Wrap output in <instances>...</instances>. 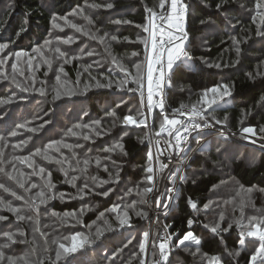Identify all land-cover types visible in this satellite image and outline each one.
<instances>
[{
  "label": "rangeland",
  "instance_id": "374dc122",
  "mask_svg": "<svg viewBox=\"0 0 264 264\" xmlns=\"http://www.w3.org/2000/svg\"><path fill=\"white\" fill-rule=\"evenodd\" d=\"M12 1L13 0L0 1V14L8 10H10L11 13L13 12L11 11L14 9V3ZM118 1L119 0H86L82 6L74 9L77 10L83 8V15L73 14L74 10L66 15H59L54 8L55 0H42L43 6L49 11V13H51L52 17H57L55 24L59 25V27H55L53 19L51 18V30L48 32V36L42 43V46L40 45L30 51H25L13 49L11 46L13 42L9 40L0 42L8 45V48H6L3 53H0V58L8 53L19 51L28 53V56H22L18 61L12 56L8 59L6 65H0V73H6L9 77L4 78L3 76H0V86L8 87L11 84L16 86L11 79L12 76H15L16 81L20 83L22 87H28L30 89L33 85V81H30L32 76L38 78L39 81H41L40 78L45 76L55 88L60 90L63 89V98L66 99L69 95H64L65 91H71L76 94V96L80 97L92 88H99L96 86L97 82H99L100 85H107L111 82V87H101L114 90L117 96L114 101L109 102L108 104L102 103V107L106 111L105 114L100 117L95 116L94 114L92 115L86 102H80V100L78 102L77 111L73 113L64 108L59 110V119H62L65 115L67 116L66 119L58 123L59 129L56 130V135L51 139L45 140L40 146H37L34 149V152L36 149L43 150L50 141H62L63 144L74 146L73 148H64L62 145H56L52 149H48L49 155L61 158V154H63V157H66L72 164V167H69L67 164L63 165L62 170L60 164L55 163V161H49L50 163H48L46 167H43L46 172L51 173L50 180L51 183L55 185V188L49 190L46 186L45 180L33 175L31 171L27 175L26 170L22 168L24 164L22 163L21 165L20 162H16L17 172L25 173V176L28 179L34 180L36 182L35 184L40 187L36 189V192L42 188L40 186L42 185L44 186L46 197L49 194H52L54 198L59 196V199L63 202L70 199H78V208L76 210L63 212L50 207L52 205L50 202L54 198L47 199L46 204L39 205V223L35 222V215L28 211H25L23 214L26 216L34 215L33 221H17L15 215L12 213V216L10 217V220L13 221L12 225H7L3 221H0V233L5 231L17 233L15 243L8 242L6 238L0 236V244H8V247L3 249L5 256L12 257L16 261V264H25V261H27V264H38L39 260H43L44 263L49 256L55 258V245L52 243L53 240L62 238L63 236L72 235L77 231L89 234V232H95L96 226L104 227L103 221L98 220L100 212H105L104 219L112 225L114 230L106 231L105 235L94 244L85 247L89 257L82 259V257L77 256L70 264H112L113 261H115V264H128L129 261H132L137 257V252L135 250L140 245L136 243V241L141 240V243H143V233L146 231L148 232L146 223L147 219L140 226H136L138 225V219H140L141 222L145 219L143 216L138 217L136 211L142 209L148 213V211H146V205H138L135 210L129 209L131 224L126 225L123 228L118 227L116 214L110 212V208L113 204H120L121 209H123L133 201H139L140 197L137 194V189L142 190L144 187L150 186L146 180V176L148 175L146 169L149 166L154 168L153 162H150L149 165L145 167H141L142 169H137L135 166H132L131 168L134 171L141 170L137 173L140 174L138 178L135 177L137 174L131 175L132 171L130 172L124 168V164L126 163L124 156L125 151L124 149L121 151L116 145H123L122 139L125 136V132L128 134L129 128L136 126H123L120 124L119 120H114L113 117L108 115V113L115 111L116 116L122 119L118 114L117 107L119 104H134V102L127 99V97L125 98V96L134 92L129 91V89H137L138 86L133 78L137 76L136 66L140 65V72L142 68V58L139 53H128L124 57H117L114 53L113 47L115 42L132 41L129 36L121 37L122 28L131 23H114V21L117 20L131 21L127 15L129 12H132V10L126 7H117ZM108 3H111L113 7H89V5H105ZM233 4L236 5V15L244 19L243 24L237 27L239 20H235V17L230 15L231 10L234 9L229 10L227 8V10L223 11L221 14L224 21L223 23H217L213 20H207L205 22L203 33L199 37V42L196 43V47L202 50H207L212 44L216 43L224 45L222 54L218 58L201 57L200 62L206 67H214L216 70H219L221 73V85H225L223 82L225 80L230 92L232 91V88L228 81V77L226 76V70L232 65L238 66L243 61L244 55L255 61L254 66L259 75H263L264 73V44L262 45L261 43H264V27L260 22L259 17L253 20V17L256 15L254 10V0H235ZM62 17H67V20L61 19ZM85 17H88L91 20V23H89V20ZM72 24L88 31L89 36H84L82 32H78L76 28L71 26ZM258 32L261 34L258 35ZM105 34H107V36H105ZM92 36L97 38L92 39ZM112 36H116L118 39L113 41L110 39ZM69 37L72 38L73 42L69 44L63 43V41ZM100 37H104L103 42L99 39ZM232 37H235L240 41L239 45L234 43L231 39ZM142 39L143 37L139 32L137 37H135V40L140 41ZM215 40H217V42ZM46 41L50 43L46 45ZM188 46L189 43L187 40L184 43V49L185 47L188 48ZM237 47L240 48L239 54L236 52ZM57 48L60 49V52L66 54L65 57H61L59 53L55 51ZM35 49H39L40 51H34ZM89 51L94 53V55L88 56L84 54ZM260 52L263 54L260 55ZM133 53H136V55H133ZM29 57H34L31 67H29L27 63ZM73 57H75V59H72ZM113 57L117 59L126 71H121L120 68L112 63ZM45 59L51 61V69H49L46 63H43ZM67 60H71V62H66ZM13 63L17 64L18 71L15 73H13L11 68ZM217 64H219L220 67H216ZM61 66L64 69L63 73L59 72ZM85 69H87V71H85ZM33 70L36 72L34 75L30 76ZM20 72H23L24 75L21 76ZM128 73L131 75L129 76ZM57 75H60V81L56 80ZM5 82L11 84L4 85ZM117 82H122L123 87L118 86ZM85 86H87V91H85ZM17 89L22 90V88L18 87ZM124 91L127 92V95L123 94ZM223 91L224 89L221 87L220 93ZM196 96L197 93H195V97ZM229 96H225L223 100L218 101L220 107H224L228 104L227 99ZM144 97H141L143 101ZM199 99L200 97L191 101H186L185 104L192 105ZM213 107L216 109L220 108L216 106ZM262 107L263 104L261 105V108ZM137 111L138 110H134L132 115H135ZM144 111L146 112L145 107ZM153 111L154 109L152 112ZM254 112L255 111L249 110L243 111V113L241 112L242 116L239 118L238 124L241 125V128L248 126L256 128L257 136L253 137V139H256L257 143L253 144L251 140L243 139L240 135L241 128L238 130L239 132H236L239 134V137H227V139L222 135L215 137L207 142V151L198 150L197 152L198 154H201L210 165L205 163L201 170L192 168L188 173L186 172V175L184 173V181L190 179L194 180L195 178H198L199 175L212 172V170L221 173L222 175V181L208 195L207 203L210 201L212 202L210 208L204 210L203 207H197L198 210H196V212L201 215V218L204 221V226H208L206 228H208L209 231L210 227L219 221L221 213L225 218L224 221L221 222V226L227 227L229 222L237 218L236 209H239L241 205L247 206L250 202H253L257 193L260 194L259 198L262 199L261 202L263 205L261 210H264V188H252V191L249 192L248 189L250 188L241 186L240 182L233 176L232 168H230L234 159H246L251 165H253L258 161L261 151L264 150L260 146L261 144H264V140L259 138L258 133V129L261 126H264V123L258 118L256 119V125L251 123V120L249 119ZM261 112L264 116V108H262ZM1 113H3L2 109L0 110V114ZM212 115L221 120L227 115V123L230 124L229 121L231 119L229 113L215 110L212 112ZM97 120L100 121L99 125L94 124ZM115 128L121 130V132L117 133L115 131L114 135H109L112 134L111 132ZM69 129H72V131L77 134L71 135L68 132ZM147 130L149 134V128H147ZM97 133H99V135H97ZM152 136L156 140L157 137L154 134L151 135V137ZM84 137H88V139H85ZM242 142L248 145H245ZM218 144H223L220 153H217L215 150ZM76 145H80L81 147H75ZM83 146L85 147L82 152L81 149ZM56 147L60 148L59 153L56 152ZM0 148H3L5 161H11L16 149L11 146L6 147L3 145V142L0 143ZM107 148H113L114 151L110 153L105 152L104 150ZM73 153H75V156ZM78 156H82L83 159ZM96 158H100L101 165H107V171H105L103 166L98 167L96 165ZM76 159L81 161L88 159L90 161L86 173L73 170L77 169V165L75 164ZM7 167H11V164H7ZM79 167H83V165L81 164ZM26 168L28 167L26 166ZM65 171L68 173L67 176L64 174ZM73 175L80 177V179L75 182V185L69 183L73 189H69L66 192L55 190L57 182H60L63 178L68 182ZM117 175L119 177L118 181L116 180ZM92 176H95L97 179L95 181L91 180L90 177ZM3 177V175L0 177V183L5 184ZM101 181H108V183H101ZM85 182L88 183V188L85 189L87 194L83 195L81 198L79 189L83 187ZM5 186L17 191L18 194H25L22 189H19L16 186L15 181L9 180V184H5ZM104 192H108V195L104 196L102 194ZM60 193L65 194L63 198H61ZM5 194H8V196L11 197L8 202L13 206L23 207L22 201L12 197L10 193ZM100 198H102V200ZM104 200H107L108 203H105ZM111 202H113V204ZM247 208H249L251 213L256 212V209L253 206H248ZM81 209H84L82 213L80 211ZM53 212L60 214V216H63L64 213L74 212L76 213V216L68 217L67 219L69 220V223H61L57 216L51 215ZM90 214H95L96 217L89 223H86L85 218ZM0 215L7 217L2 211H0ZM93 222L96 223L94 224ZM89 226H91V228H89ZM20 232H23V235H20ZM193 233L199 238L195 232ZM245 238L246 247H244L247 249L246 255H251L253 249V245L249 242L251 238ZM153 239L154 237L151 240L149 237V242H151L150 247ZM128 241H131V243H128ZM125 245L127 246L125 247ZM197 247L199 246L196 245L194 241H186L185 245L179 246L174 264H206V260L201 255L205 253L200 247V253H197L196 255L192 254ZM124 248H127L126 257L119 253L121 252V249L123 250ZM46 249L48 250L47 252L45 251ZM147 249L148 244L146 250ZM236 251L240 250L225 249L220 252L218 256L221 258L222 264H226V258H229L228 261L231 264H239L237 261L242 256V251H240V254L237 257L227 255V253H233ZM114 253L115 255H113ZM206 256L210 258L208 255ZM70 257L71 254L63 257L61 260L64 262ZM187 257H189L191 261H189ZM232 258L235 260H232ZM125 259L127 261H125ZM249 261L248 263H245V260H243L241 264H249ZM65 262H67L66 264H69V260ZM4 264H6V262H4Z\"/></svg>",
  "mask_w": 264,
  "mask_h": 264
},
{
  "label": "trees",
  "instance_id": "16d2710c",
  "mask_svg": "<svg viewBox=\"0 0 264 264\" xmlns=\"http://www.w3.org/2000/svg\"><path fill=\"white\" fill-rule=\"evenodd\" d=\"M158 1L159 0H119L117 5V7H126L132 10V12H129L127 15L128 18L131 19L132 23L124 26L121 34V37H131L132 41L115 42L113 47L114 53L117 57H124L126 54L132 52L139 53L142 58L141 74L143 75L145 68V48L143 43L135 40V37H137L139 32L143 38L146 37V33L143 31V27H141L147 24L148 13L145 9L146 6L155 7ZM186 1L188 3L186 18V27L189 35V46L187 48L188 59L173 67L170 75V84L166 89L165 95L167 102L176 106L182 104L191 106L190 104H185V102L201 97V94L205 89L221 85L220 71L216 70L214 67H206L202 65L200 58H218L222 54L224 45L221 43L212 44V46H210L207 50H202L196 47V43L199 42V37L203 33L205 22L207 20H213L217 23H223L224 21L221 14L223 11L227 10V8L229 10L234 9L231 10L230 15L234 16L235 20H239L237 27L244 22V19L237 16V13H235L236 5L233 4L235 0H227L226 3L222 4L220 9H217L216 5L221 3V0ZM12 2L14 3V9L11 10L13 12L11 13L10 10H8L0 14V42L9 40L13 42L11 44L13 49L25 51H30L40 45L42 46V43L48 36V32L51 30V13H49V11L43 6L42 0H13ZM85 2L86 0H55L54 8L57 14L66 15L75 8L82 6ZM201 21H204V23H201ZM215 41L217 42V40ZM261 43L262 45L264 44L263 42ZM261 54L263 53L260 52V55ZM254 65L255 61L244 55L243 61L238 66L232 65L226 70V76L231 84L232 91L230 92L231 95L227 99L228 104L216 110L229 113L231 120L229 121L230 124H221L222 126L239 130L241 125L238 124V120L242 116L243 111L248 110L255 111L249 119L252 124L256 125L257 118L264 123V116L261 112L262 108H264V73L263 75H259L256 72ZM35 72L36 71L33 70L30 76L34 75ZM249 73L252 74V77L249 76ZM40 79L41 81L32 76L30 81H33V85L30 87L28 92L18 90L17 86L9 82L4 83V85L11 84L8 87L2 85L0 86V100H7L11 98L10 103L0 104V110L2 109L3 111V113L0 114V135H3L6 138L3 141V145L6 147L11 146L13 148V145L20 143L21 141H28L25 146L21 148H14L16 149L14 153L15 156L34 153V149L37 146H40L42 142L51 139L56 135V130L59 129L58 123L66 119L67 116L65 115L62 119L58 118L59 110L61 108H64L67 111H72L73 113L77 111L79 100L80 102L85 101L91 114L100 117L103 116L106 111L102 107V103L108 104L109 102L114 101L117 97L114 90L106 87H99L92 88L80 97L73 94L66 99L63 98V89L60 90L55 88L53 84H50L49 80L45 78V76ZM223 82L227 85L225 80ZM41 88L45 90V94L43 95L39 91ZM54 89L61 92V98L55 101L53 100V95H55ZM195 93H197L196 97ZM123 94L127 95V92L124 91ZM126 97L134 102V104H119L117 108L118 114L121 118L132 114L134 113V110H139L141 108L142 99L140 91H134L132 94L125 96V98ZM262 104L263 107L261 108ZM161 120L162 117L160 113L154 109L152 112L151 122L152 131L155 130L153 128V123L158 126ZM45 121H47V123H44ZM20 124H27V128L20 129L18 135L15 137L9 136L8 133L16 130V126ZM41 124L44 125L42 128L39 127ZM28 128H37L38 130L36 132H30L27 130ZM115 131L117 133L121 132V130L115 128L111 132L112 134L109 135H114ZM147 134L148 130L143 126L131 127L129 128L128 134L122 139L126 162L124 164V168L130 172L132 171L131 175L137 174L141 171L132 170V166H135L137 169H142L141 167H145L150 163L148 158V153L151 151L150 142L149 140H145L141 143V139H143ZM235 141L240 142L238 140ZM84 147L85 146L81 149L82 152ZM197 152L194 154L188 168L186 169L187 173L192 168L201 170L205 163L209 164V162ZM78 157L83 159L82 156ZM33 160L35 161V166L37 168L46 167L48 163H50L48 160H44L41 156H33ZM0 166H4L7 171H12V167H7V164ZM26 166L27 165L24 164L22 168L26 170L28 175L30 171L32 172V169L26 168ZM230 168H232V174L240 182L241 186L250 189L264 188V150L261 151L258 161L253 165H251L246 159H234ZM1 176L2 174H0V177ZM139 176L140 174H137L135 177L138 178ZM3 180L5 181V184H9L10 179L8 177L4 176ZM28 181L29 183H36L34 180L28 179ZM221 181V173L213 170L212 172L199 175V177L194 180H181L173 206L169 213L161 219L160 224V227L169 226L167 229L170 234H173L172 254L169 258L168 264L175 263L179 249V247L176 246V242L178 238H182V236L188 231L195 232L199 236L201 244L198 246L209 257L216 256L225 249H234L242 251V256L237 262L241 264L242 261L245 260V263H248L250 255H246V246L243 247V250H241V245L239 244L241 229L237 228L235 224H233L230 231L213 234L204 226V221L201 218V215L198 214L196 210H193L189 204V198H191V200L197 204L198 208L203 207V205L208 201V195ZM40 186L44 189V186ZM38 188L40 187L38 186ZM69 189L73 188L63 178V180L57 182L55 190L66 192ZM166 189H168V183L165 185V182H162L160 186L161 192H165ZM35 194L36 189H33L30 195L35 196ZM259 195L260 194L257 193L253 202L244 206L243 216L245 217V224L247 223L246 218L251 217L252 215H259L261 213V207L263 204ZM0 196H2L6 202H8L11 198L8 194H5L2 189H0ZM100 199L102 200V198ZM104 202L108 203L107 200H104ZM50 203L52 204L50 207L62 212L72 211L78 208V199H70L63 202L59 199V196H57V198H54ZM111 203L113 204V202ZM253 204L256 212L251 213L247 207L252 206ZM0 211L8 217V219L3 222L7 225H12L13 221L10 220L12 214L6 209H0ZM146 211H148V217L142 222L138 219V225L136 226H140L147 219L146 223L148 230V219L151 214L148 204L146 205ZM236 211L237 218H240V208L236 209ZM95 217V214H90L86 216L85 222L89 223ZM189 219L193 221L191 227L188 225ZM158 233L159 231L156 230L154 239L157 238ZM136 243L140 245L141 240H137ZM135 251L137 252V257L134 260L129 261L128 264H140V261L144 259V253L140 251V246L136 248ZM154 251L157 252L156 258H159L158 249H154L153 245H151L148 264H151L152 253ZM126 252L127 248H124L119 253L126 257ZM77 256L82 257V259H86L89 257V254L86 249H83L75 254H71V257L65 261L69 260L70 264ZM187 258L191 261L189 257ZM226 260V264H231L228 261L229 258H226ZM232 260L235 259L232 258ZM65 261H55V258H51V260H45L43 264H66L67 262ZM125 261L127 260L125 259Z\"/></svg>",
  "mask_w": 264,
  "mask_h": 264
},
{
  "label": "snow or ice",
  "instance_id": "6c2138e0",
  "mask_svg": "<svg viewBox=\"0 0 264 264\" xmlns=\"http://www.w3.org/2000/svg\"><path fill=\"white\" fill-rule=\"evenodd\" d=\"M227 0H221V3H218L216 5L217 9H220L222 7L223 3H226ZM167 5V8H166ZM89 7L96 8V7H107L112 8L113 5L111 3L105 4V5H89ZM146 12L148 13V23L143 27V31L145 33H148V36L140 40L141 43L144 44L145 48V68H146V75L141 74L140 72V65H137V76L133 79L135 80V83L137 84V89H129V91H140L141 97H144V81L146 79L147 81V96H146V106L148 111H144V101L141 100V108L136 112L135 115L129 114L124 116L122 119L116 116L115 111L108 113L109 116L113 117L114 120H119L120 124L123 126H136L144 128H149L150 119L152 117V110L155 108H159L160 114L162 116L161 122L156 126L153 123V128L155 129L154 132L152 130L149 131V134L145 135L143 139H141V143H143L145 140H149L151 142L150 137L151 135H155L156 137H162L166 136L167 139L164 140L165 148H160L159 145L161 143L160 139L156 140L157 145V161L160 160V156H163L166 154L165 149H167L168 152H175L177 154L183 153V158H187L188 154L193 151L192 148L188 146L189 142V136H191V133L193 131H196L197 129H210L215 128L217 125L221 124H227L228 117L225 115L223 120L218 119L214 115H212V112L216 110L215 107H220L218 101L223 100L225 96L231 95L230 91L228 90V85H217L210 89H205L203 93L201 94L200 99L191 105V110L186 111L185 109L188 108L187 105H181L179 108L172 109V116L170 118L169 114L165 111V101H164V85L166 83V76L169 77V74L171 73L173 66L176 61L180 60L182 57H188V53L184 50V43L188 39V34L185 30V19H186V13L188 10V5L183 4L180 2V0H159L158 4L155 7H147L146 6ZM254 10L256 15L253 17V20H255L257 17H259L260 22L264 24V0H254ZM83 8L74 10L73 14L77 15H83ZM89 20V23H91V20L88 17H85ZM53 24L55 27H59L58 24H55V21L57 19L56 16L52 17ZM61 19L67 20V17H62ZM157 21L160 23L157 24ZM114 23H132L131 21H114ZM201 23H204V21H201ZM73 28H76L78 32H82L84 36H89V32L84 30L81 27H78L75 24L71 25ZM175 29V32L172 30ZM258 35L261 33H257ZM107 36V34H105ZM167 36V39H164V37ZM159 37V39H158ZM97 37L92 36V39H96ZM101 42H103L104 37L99 38ZM111 40L115 41L118 38L116 36H112L110 38ZM127 39V38H126ZM139 39V38H138ZM236 45H239L240 41L237 40L235 37L231 38ZM73 40L71 37L65 39L63 43L69 44L72 43ZM46 45L50 42L46 41ZM8 48L7 44L0 43V53H3L4 50ZM34 51L39 52V49H35ZM57 53L61 57H65V53L60 52V49H55ZM107 51V49H106ZM237 54L240 52V48H236ZM85 55L92 56L94 53L92 52H85ZM42 55V54H41ZM133 55H136V53H133ZM14 56L16 60L18 61L22 56H28V53L19 51L15 53H8L4 57L0 58V65H6L7 61L10 57ZM34 57H29L27 63L28 66L31 67L32 60ZM72 59H75L73 57ZM66 62H71V60H67ZM43 63H46L51 69L52 64L51 61L45 59ZM112 63L115 64L118 68L121 69V71H126L123 66L117 61L115 57L112 58ZM216 67H220L219 64L216 65ZM11 68L13 70V73L17 72V64L13 63L11 65ZM87 71V69H85ZM60 73L64 72L63 67L61 66L59 69ZM154 74L156 79L154 80ZM259 74V73H258ZM20 75L23 76L24 73L20 72ZM130 76L131 74L128 73ZM0 76H3L4 78H9L6 73H0ZM249 76L252 77V74L249 73ZM254 78V77H253ZM12 82L16 84L18 88H22V91L28 92V87H22L20 83H18L15 79V76L11 77ZM56 80L60 81V75L56 76ZM118 86L123 87L122 82H117ZM97 87L101 86H107L111 87L112 84L109 82L107 85H100L99 82L96 84ZM221 87L224 89L222 93H220ZM41 94H45L44 89H39ZM85 91H87V86H85ZM55 95H53V100H58L61 98V92L59 90L54 89ZM71 91H65L64 95H73ZM211 94V95H210ZM154 96L157 97V99L154 101ZM11 102V98L7 100H0V104H7ZM211 110V111H209ZM180 117L187 118L186 120H182ZM199 117V122H197L196 118ZM44 123H47L45 121ZM242 123V122H241ZM94 124L99 125L100 121L97 120L94 122ZM44 125L41 124L39 127H43ZM79 127V126H77ZM87 127V126H86ZM27 128V124H20L16 126V130H13L8 133L9 136L15 137L18 135V132L20 129ZM30 132H36L37 128H28L27 129ZM68 132L71 135H76L77 133L73 132L72 129H69ZM259 138L261 140H264V126H261L258 129ZM127 133L125 132V135ZM222 136L227 139L228 135H235V133H225L224 131H221L220 133ZM99 135V133H97ZM240 135L245 140H251L253 144L257 143L256 139H253V137L257 136V129L251 126L248 127H242L240 130ZM85 139H88V137H84ZM6 138L3 135H0V142H3ZM192 139L195 141V143L199 146L200 151H207L208 150V144L207 141L204 143H201V140L203 137L201 136V133L197 132V135L195 137H192ZM28 143L27 140L21 141L20 143H17L13 145V148H21L25 146ZM56 145H62L64 148H73V145L70 144H63L62 141H50L47 146L42 149H36L34 153H30L29 155H21V156H12L11 161H5L4 159V151L3 148H0V165L4 164H11L12 171H7L4 166H0V174L8 177L10 180L15 181L16 186L19 189H22L25 193L24 195L18 194L17 191L13 190L12 188L6 187L5 184L0 183V189H2L5 193H10L12 197H15L17 200L23 202V207H15L10 202H6L2 196H0V209H6L10 213L15 215V219L17 221H24L34 220V215L36 217L35 222L39 223L38 216H39V205L46 204L47 199H52L54 196L52 194H49L47 197L45 196V191L43 188H41L38 192H36L35 196L30 195L33 189H37L38 185L35 183H29L28 178L25 176V173L23 172H17L16 170V162L23 163L27 165L29 169H32V174L40 177L42 180H45L47 188L53 189L55 188V185L51 183L50 177L51 173L46 172L45 168L39 167L37 170V167L35 166V161L33 160V156H42L44 160L48 161H55V163L60 164L62 166L67 164L69 167H72L71 162L66 158L63 157V154H61V158H56L54 156H51L48 154V149H52ZM262 149H264V144L260 145ZM75 147H81L80 145H76ZM116 147L120 148L121 151H123V145L118 144ZM223 148V144H218L216 147V152L220 153L221 149ZM105 152H112L114 151L113 148H107L104 150ZM56 152H60V148L56 147ZM75 156V153H73ZM149 161H152L153 154L151 151L148 153ZM90 161L88 159H85L83 161L76 159L75 164L77 165V169L81 173H86ZM96 165L103 166L105 171H107V165H101L100 158L95 159ZM83 165V167H79L80 165ZM168 165L166 163H163L160 161L159 163V169L158 171H163L166 169ZM155 171L152 166H149L146 169V172L148 175L146 176V180L150 186L144 187L142 190L137 189V194L140 197L139 201H133L131 204L126 205L123 209H121L120 204H113L110 208V212L116 214V219L118 220V227L123 228L126 225L131 224V219L129 216V209H137L138 205H147L149 203L148 197L149 194H154V203L157 208L163 207L167 209L168 202L172 199V193L174 191V188H168L165 192H159L158 190L156 193H154V189L156 188V183L154 180L155 177ZM180 172V169L177 168L176 172H172L171 175L168 177L169 180L175 181L177 179V173ZM15 173V174H14ZM65 176L68 175L67 171L64 172ZM47 177V179H46ZM180 180H184V176L180 175L178 177ZM80 179L79 176L73 175L69 180L68 183H71L75 185V182ZM91 180L95 181L97 178L95 176L90 177ZM116 180H119V177L117 175ZM101 183H108V181H101ZM27 185V186H26ZM88 188V183L85 182L83 187L79 189V192L81 194V198L83 195H86L85 189ZM131 191V190H130ZM249 192L252 191V189H248ZM104 196L108 195V192L102 193ZM64 193H60L61 198L64 197ZM163 201V203H162ZM211 201L209 203H205L203 205V209L207 210L211 206ZM189 204L190 207L193 210L197 209V204L189 198ZM254 207V204L252 205ZM25 211L32 212L34 215H24L23 213ZM81 213L84 211V209L80 210ZM241 211V217L235 218L231 222L227 224V227H222L221 222L224 221V215L221 213L219 216V221L216 222L214 225L210 227V231L213 234H216L218 232H228L232 229L233 224L239 229L240 231V239L239 244L241 245V250H243V247L245 246V237L251 238L250 243L253 245V249L250 255V261L249 264H264V210H261V213L259 215H252L251 217L246 218L247 223L245 224V217L243 216L244 206L241 205L240 207ZM53 216H57L61 223H69L68 217H75L76 213H64L63 216H60L58 213H51ZM136 215L143 216L145 218L148 217V213L141 210L136 211ZM105 212H100L98 220H102L104 223V227L96 226L95 232H89V234H85L83 232H74L72 235L69 236H63L62 238H57L53 240V245H55V261H60L63 257H66L69 254H75L79 252L80 250L85 249L86 246H90L94 244L97 240H99L101 237L105 235L106 231H113V227L110 223H108L107 220L104 219ZM8 217L0 215V221H6ZM78 222V221H77ZM159 222V218L157 217V223ZM94 224L96 222H93ZM193 224V221L189 219L188 225L191 227ZM167 227L165 226V232H167ZM205 227H208L207 225ZM91 228V226H89ZM38 230V229H37ZM20 235H23V232L19 233ZM17 233H13L10 231H5L0 233V236L3 238H6L8 242L15 243V237ZM173 234H166L164 236H159L157 234V238L152 240V245L154 249H158V256L159 258H156L157 252L152 253V260L151 264H165L166 261H168L169 257V243L172 239ZM157 240H159V243H157ZM143 243L140 244V251L145 254V259H142L140 261V264H146V258L148 256L147 253V244L149 242V232L143 233ZM186 241H194L196 245L201 244V240L194 235L192 231L186 232L182 238H178L176 242V246H182L185 245ZM128 243H131V241H128ZM127 245H125L126 247ZM8 247L7 243L0 244V264H16V261L12 257H6L5 252L3 251L4 248ZM48 251L47 249L45 250ZM122 251V249H121ZM197 253H200V248L197 247L195 252H193V255H196ZM240 251H236L234 253H227L229 256H239ZM115 255V253L113 254ZM204 259L206 260V264H222L221 258L216 255L208 258L206 254H201ZM49 260H51V257H47ZM25 264H27V261H25ZM38 264H43V260H39ZM112 264H115V261L112 262Z\"/></svg>",
  "mask_w": 264,
  "mask_h": 264
},
{
  "label": "built area",
  "instance_id": "2783aa9c",
  "mask_svg": "<svg viewBox=\"0 0 264 264\" xmlns=\"http://www.w3.org/2000/svg\"><path fill=\"white\" fill-rule=\"evenodd\" d=\"M181 3L183 4H187V1L186 0H180ZM167 8V7H166ZM188 12V10H187ZM186 18H187V13H186ZM147 23H148V14H147ZM160 22L157 21V24H159ZM186 19H185V30L188 34V31H187V27H186ZM173 32H175V29L172 30ZM148 36V33H146V37ZM188 38H189V35H188ZM159 39V37H158ZM164 39H167V36L164 37ZM188 40V39H187ZM186 52H187V47H185L184 49ZM186 59H188V57H182L180 60L176 61L174 66L177 65V64H180L182 63L183 61H185ZM144 65H145V54H144ZM173 66V67H174ZM144 75H146V68H144ZM171 75V73L169 74V76ZM156 79L155 77V74H154V80ZM166 83L164 85V101H165V111L169 114L170 118L171 116L173 115L172 114V109H176V108H179L181 105H173V104H169L167 102V99L165 98V95H166V89L168 88L169 84H170V80H169V77L166 76ZM144 104L146 105L147 101H146V96H147V81L145 79L144 81ZM154 101L157 99L156 96H154ZM188 106V105H187ZM159 113H160V110L159 108H155ZM186 111H190L191 110V106H188L187 109H185ZM161 115V114H160ZM162 117V116H161ZM177 118H180L182 120H186L187 118L185 117H180L178 116ZM199 117L196 118L197 122H199ZM151 130V121H150V124H149V131ZM221 131H224L225 133H235V135H228L227 137L229 138H233V137H236L238 136L239 134L236 133V132H239L238 130H235V129H232V128H227V127H224L222 125H217L215 128H210V129H197L196 131H193L191 133V136H189V142H188V146L190 148L193 149L192 152H190L187 156V158H183V153H180V154H177L175 152H168L167 149H165L166 151V154L163 155V156H160V160L157 161L156 159V156H157V145H156V140L157 139H160L161 143L159 145L160 148H165V144H164V140L167 139L166 136H162V137H157L156 140L154 139V137L152 136L151 137V145H150V148H151V152L153 154V158H152V161H153V164H154V170L155 171V177H154V180H155V183H156V188L154 189V193H156V191L158 190L159 192H161L160 190V186L162 184V182H165V185L168 183V188H174V191L172 193V199L170 202H168V207L167 209L163 208V207H160V208H157L155 206V203H154V194H149V198H148V205H149V208L151 210V216L149 217L148 219V232H149V237H150V240L154 237L155 235V232L156 230L159 231V236H164L166 234H170L168 229H167V232H165V226H162L160 227V224H161V219L163 217H165L169 211L171 210L172 206H173V203L175 201V198H176V195H177V192L179 190V186H180V183H181V180L178 178L180 175H183L184 176V173L186 172V169L188 168V165L191 161V159L193 158L194 154L199 150V146L195 143V141L192 139V137H195L197 135V132L201 133V136L203 137V139L201 140V143H204L205 141L209 142L212 138L214 137H218L220 136L221 134ZM160 161H162L163 163H166L168 165V167L166 169H164L162 172L161 171H158L159 169V163ZM179 168L180 169V172L177 173V179L175 181H171L168 179V177L171 175L172 172H176V169ZM163 203V201H162ZM157 217L159 218V222L157 223ZM158 243H159V240H158ZM169 248H170V251H169V257H168V261H169V258L172 254V239L169 243ZM151 249V247H150ZM168 261L165 262V264H168ZM146 264H148V261L146 262Z\"/></svg>",
  "mask_w": 264,
  "mask_h": 264
},
{
  "label": "water",
  "instance_id": "95a60500",
  "mask_svg": "<svg viewBox=\"0 0 264 264\" xmlns=\"http://www.w3.org/2000/svg\"><path fill=\"white\" fill-rule=\"evenodd\" d=\"M145 110H146V112L148 111V109H147V106H146V105H145ZM150 121H151V119H150ZM149 124H150V123H149ZM150 244H151V242H149V243H148V249H147L148 256H147V261H148V259H149Z\"/></svg>",
  "mask_w": 264,
  "mask_h": 264
},
{
  "label": "bare ground",
  "instance_id": "6f19581e",
  "mask_svg": "<svg viewBox=\"0 0 264 264\" xmlns=\"http://www.w3.org/2000/svg\"><path fill=\"white\" fill-rule=\"evenodd\" d=\"M239 137V136H238Z\"/></svg>",
  "mask_w": 264,
  "mask_h": 264
}]
</instances>
